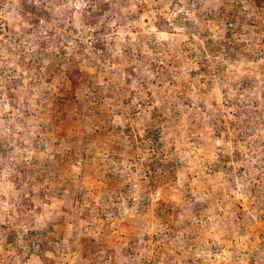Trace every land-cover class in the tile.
<instances>
[{
	"label": "rangeland",
	"instance_id": "rangeland-1",
	"mask_svg": "<svg viewBox=\"0 0 264 264\" xmlns=\"http://www.w3.org/2000/svg\"><path fill=\"white\" fill-rule=\"evenodd\" d=\"M1 23L0 264H264V0H0Z\"/></svg>",
	"mask_w": 264,
	"mask_h": 264
},
{
	"label": "trees",
	"instance_id": "trees-1",
	"mask_svg": "<svg viewBox=\"0 0 264 264\" xmlns=\"http://www.w3.org/2000/svg\"><path fill=\"white\" fill-rule=\"evenodd\" d=\"M69 75V77H70V80H71V87H70V90H67L66 92H65V95H66V97L67 98H73V94H74V91H75V88H76V85H77V81H76V79L74 78L73 80H72V75H71V73H68ZM236 107H235V109H234V113H233V115H235L236 116V118L238 117V115L236 114L237 112H241L240 111V107H239V104H237L236 103V105H235ZM243 112H245L246 114H248V116L249 117H251V118H254V115L256 114L255 113V111H248L247 109H245V108H243ZM244 113V114H245ZM240 114V113H239ZM245 114V115H246ZM249 120V119H248ZM252 120V119H251ZM233 125L235 124V122H231ZM258 123V121H256V120H254L253 121V124H252V126L253 125H255V124H257ZM259 124V123H258ZM218 152H222V150H220L219 149V151ZM136 239H134V240H132V241H130L128 244H126V245H124L123 246V254H125V255H130V254H128V253H130L129 251L131 250V248L132 247H135L136 245ZM134 256V255H133ZM130 257V256H129ZM135 257V256H134Z\"/></svg>",
	"mask_w": 264,
	"mask_h": 264
},
{
	"label": "built area",
	"instance_id": "built-area-1",
	"mask_svg": "<svg viewBox=\"0 0 264 264\" xmlns=\"http://www.w3.org/2000/svg\"><path fill=\"white\" fill-rule=\"evenodd\" d=\"M1 29H4V23H1V24H0V30H1Z\"/></svg>",
	"mask_w": 264,
	"mask_h": 264
}]
</instances>
